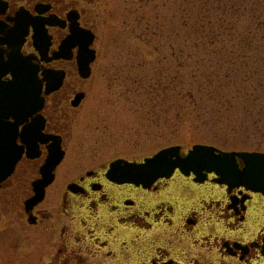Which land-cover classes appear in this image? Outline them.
<instances>
[{
  "label": "flooded vegetation",
  "instance_id": "af4514ba",
  "mask_svg": "<svg viewBox=\"0 0 264 264\" xmlns=\"http://www.w3.org/2000/svg\"><path fill=\"white\" fill-rule=\"evenodd\" d=\"M98 3L0 0V83L11 82V69L23 61L40 84L25 97L0 88L8 93L0 96V127H11L0 139L21 153L0 181V264H264V225L247 233L253 204L264 196L221 185L213 173L202 182L177 170L149 187L118 183L109 176L111 163H141L131 159L132 146L110 160L87 152L82 141L71 151L74 115L90 99L100 59L86 18ZM88 35L94 60L83 77ZM70 38L77 42L68 48ZM58 79L59 87L47 93ZM32 101L40 106L34 113ZM24 129L31 132L24 136ZM55 148L62 159L53 180L30 204ZM212 225L222 232H210Z\"/></svg>",
  "mask_w": 264,
  "mask_h": 264
},
{
  "label": "rangeland",
  "instance_id": "374dc122",
  "mask_svg": "<svg viewBox=\"0 0 264 264\" xmlns=\"http://www.w3.org/2000/svg\"><path fill=\"white\" fill-rule=\"evenodd\" d=\"M99 3L86 18L97 36L100 59L90 99L74 115L71 151L82 141L87 152L110 160L124 156L132 146L135 154L131 159L141 162L177 146L182 154L194 145L222 152L264 153V131L254 133L251 128L255 124L264 127V105L239 107L232 119L249 126L240 134L232 133L225 125L227 120L218 118L223 110L215 111L221 102L211 95L209 73H204L206 63L202 61L217 64L219 49L200 47L194 32L183 26L175 0ZM252 24L256 26L253 20ZM237 26L242 34L248 30L244 18ZM237 42L241 39H235L232 30L226 44L233 50L231 46ZM262 47L260 41H254L246 50L252 62L264 56ZM253 205L247 233L255 235L264 225V199ZM211 227L210 232H222L220 226Z\"/></svg>",
  "mask_w": 264,
  "mask_h": 264
},
{
  "label": "trees",
  "instance_id": "16d2710c",
  "mask_svg": "<svg viewBox=\"0 0 264 264\" xmlns=\"http://www.w3.org/2000/svg\"><path fill=\"white\" fill-rule=\"evenodd\" d=\"M175 1L183 26L194 32L201 42L200 47L219 49L217 64L209 60L202 61L206 63L204 73H209L207 80L213 89L211 95L221 102L220 108H217L219 111L215 113L223 110L218 118L227 120L225 125L232 133L247 132L249 126L238 122L236 118L232 119V116L238 114L240 106L264 105V56L260 57V61L252 62V57L246 52L254 41H260L264 49V0ZM241 18L248 24V30H243L244 34L237 26ZM232 30L235 39H241V42L234 43L231 46L234 49L230 50L226 42L227 37L231 38ZM261 54H264V50ZM233 120L235 123H232ZM251 128L254 133L264 131V127L258 124Z\"/></svg>",
  "mask_w": 264,
  "mask_h": 264
},
{
  "label": "water",
  "instance_id": "95a60500",
  "mask_svg": "<svg viewBox=\"0 0 264 264\" xmlns=\"http://www.w3.org/2000/svg\"><path fill=\"white\" fill-rule=\"evenodd\" d=\"M39 35L43 39L41 31ZM77 39L79 40L78 36ZM87 39L88 44L81 46V59L83 60L80 61V65L83 67L81 69L83 77L85 76V68L88 70L89 64L94 60L93 52H88L86 49L92 42V37L88 35ZM82 40L84 38L80 39L81 42L79 44L82 43ZM71 42H77V40L70 38L66 42L68 48H70ZM85 55L87 56L86 60ZM33 71L31 66H27L24 62L20 63L17 67L11 69L13 81L9 84L0 83V88L6 90L15 89L24 97L29 93L35 94L37 88L39 91L40 84H37L39 81L35 78V74L31 75ZM59 85L60 79L55 80L54 83L49 85L46 92L49 93L56 90ZM7 95L8 93L0 94L1 97ZM31 104L34 107L35 101H32ZM38 104H41V101ZM33 107H31L33 113L40 108V106L38 108ZM4 130H6V135L9 136L11 127L1 124V136L4 135ZM29 132H31V129H24L23 135L26 136ZM3 142L6 143H2L0 139V151L5 150V147L9 145V141ZM180 152L181 147L178 146L166 148L154 156L144 159L141 164L122 160L115 161L110 165L109 176L118 183H131L149 187L159 178H170L177 169L185 175L192 172L198 177V181H203V172H213L220 177L219 182L229 186V188L241 186L248 191L264 195V153L222 152L213 147L203 145L193 146L186 156H181ZM15 155L8 153L0 157V169L4 172L0 174V181L10 174L19 159L20 154L18 157H15ZM61 159L62 153L57 148L52 150L47 164L41 171L42 179L34 185L36 196L31 200L30 204H35L42 199L44 189L52 182V173Z\"/></svg>",
  "mask_w": 264,
  "mask_h": 264
}]
</instances>
